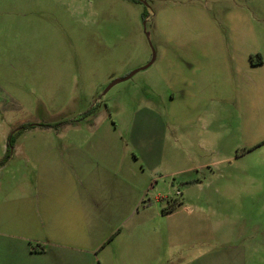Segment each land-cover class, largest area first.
<instances>
[{"label":"rangeland","instance_id":"rangeland-1","mask_svg":"<svg viewBox=\"0 0 264 264\" xmlns=\"http://www.w3.org/2000/svg\"><path fill=\"white\" fill-rule=\"evenodd\" d=\"M197 33L223 35L204 40L201 73L179 39ZM95 103L118 128L143 108L168 117L157 174L143 165L151 181L138 212L94 233L100 264H185L251 242L245 250L264 264V0H0V159L10 137L15 150L0 198L18 194L22 151L88 129ZM134 245L146 259L120 257Z\"/></svg>","mask_w":264,"mask_h":264},{"label":"crops","instance_id":"crops-1","mask_svg":"<svg viewBox=\"0 0 264 264\" xmlns=\"http://www.w3.org/2000/svg\"><path fill=\"white\" fill-rule=\"evenodd\" d=\"M225 22L234 29L242 23L241 19ZM235 34V31L229 34L230 53L237 42ZM213 36L223 38L221 34L207 33L179 38L189 45L181 53L186 54L188 66L196 67L195 72H205L211 54L204 40ZM219 46L222 48L219 56L225 59L224 41ZM262 63L250 61V67ZM100 111L89 114L96 122L86 130H76L69 141L27 146L22 151L26 153V161L14 167L16 171L19 169L18 194L6 193L0 198V264H82L83 251L95 260L93 252L102 238H96L94 233L100 225L110 222L114 231L138 212L144 202L147 181H151L144 174L143 165L157 174L168 117L143 108L132 114L130 127L118 128L110 121V115L107 117ZM198 118L199 115L193 120ZM11 149L10 157L15 151L13 146ZM10 161L1 165L0 170ZM160 198L159 194L154 197L156 201ZM118 231L113 239L121 234ZM253 244L234 246L233 252L219 258L206 252L185 264H254L253 254L245 250L253 248ZM131 253L123 252L120 257L128 261L146 259V245H134ZM95 262L100 264L98 259Z\"/></svg>","mask_w":264,"mask_h":264},{"label":"trees","instance_id":"trees-1","mask_svg":"<svg viewBox=\"0 0 264 264\" xmlns=\"http://www.w3.org/2000/svg\"><path fill=\"white\" fill-rule=\"evenodd\" d=\"M97 104H93L89 109L86 110V112L83 115L91 114L96 110ZM42 126H50L49 124H41ZM12 144H11V137L9 138L6 146V151L4 157L0 159V166L3 165L8 158L10 157V150H11Z\"/></svg>","mask_w":264,"mask_h":264},{"label":"water","instance_id":"water-1","mask_svg":"<svg viewBox=\"0 0 264 264\" xmlns=\"http://www.w3.org/2000/svg\"><path fill=\"white\" fill-rule=\"evenodd\" d=\"M153 60H154V54L152 53V56H151L150 61H149L146 65H144L142 68H146L148 65H150V64L152 63ZM137 70H138V69L132 71L131 73H129V74H128L127 76H125L124 78L113 80V81L108 85L107 89L110 88L112 85L116 84L117 82H119V81H121V80H123V79H126V78L130 77V76H131L132 74H134Z\"/></svg>","mask_w":264,"mask_h":264}]
</instances>
